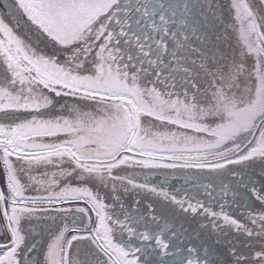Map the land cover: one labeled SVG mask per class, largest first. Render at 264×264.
<instances>
[{
  "label": "snow or ice",
  "instance_id": "obj_1",
  "mask_svg": "<svg viewBox=\"0 0 264 264\" xmlns=\"http://www.w3.org/2000/svg\"><path fill=\"white\" fill-rule=\"evenodd\" d=\"M0 264H264V0H0Z\"/></svg>",
  "mask_w": 264,
  "mask_h": 264
}]
</instances>
